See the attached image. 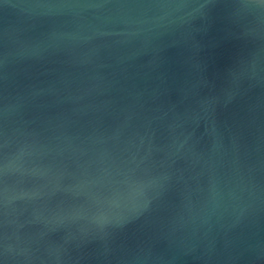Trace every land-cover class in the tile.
Listing matches in <instances>:
<instances>
[{
  "label": "water",
  "instance_id": "water-1",
  "mask_svg": "<svg viewBox=\"0 0 264 264\" xmlns=\"http://www.w3.org/2000/svg\"><path fill=\"white\" fill-rule=\"evenodd\" d=\"M0 264H264V0L0 2Z\"/></svg>",
  "mask_w": 264,
  "mask_h": 264
},
{
  "label": "snow or ice",
  "instance_id": "snow-or-ice-1",
  "mask_svg": "<svg viewBox=\"0 0 264 264\" xmlns=\"http://www.w3.org/2000/svg\"><path fill=\"white\" fill-rule=\"evenodd\" d=\"M0 2H3V0H0Z\"/></svg>",
  "mask_w": 264,
  "mask_h": 264
}]
</instances>
